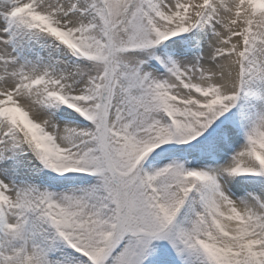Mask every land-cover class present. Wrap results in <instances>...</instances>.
I'll return each instance as SVG.
<instances>
[{"label":"snow or ice","instance_id":"1","mask_svg":"<svg viewBox=\"0 0 264 264\" xmlns=\"http://www.w3.org/2000/svg\"><path fill=\"white\" fill-rule=\"evenodd\" d=\"M0 264H264V0H0Z\"/></svg>","mask_w":264,"mask_h":264}]
</instances>
